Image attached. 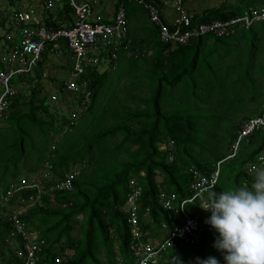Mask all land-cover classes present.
<instances>
[{
  "label": "trees",
  "instance_id": "obj_1",
  "mask_svg": "<svg viewBox=\"0 0 264 264\" xmlns=\"http://www.w3.org/2000/svg\"><path fill=\"white\" fill-rule=\"evenodd\" d=\"M7 1H9L7 8L1 7L0 16H3L4 10L10 13L21 11L23 4L28 2ZM68 1L62 0L63 4L58 6L56 11L43 8V21L48 28H62L63 25L74 23V9ZM120 1L117 0V7ZM184 1L186 0H176L175 3H181L182 6L175 8L181 12L180 16L177 15L179 18L183 14L191 18L190 26H186L184 22L181 24L175 22L176 17L171 19L170 15H167L166 1L146 0L160 9L161 22L171 32L177 28L186 31L198 24L212 23L215 20L226 21L243 15L251 6L261 4L264 8V0L257 2L235 0L234 3L210 7L200 13L190 10L183 13L186 3ZM240 3L244 4L243 7L239 6ZM33 8L39 10L36 4ZM148 21L149 17L145 22L142 21L143 36L138 38L131 34V29L128 27L130 31L128 30L127 36L130 43L126 38L125 43L128 47L125 49L122 46L116 59V68L123 56L133 61L148 63L151 66L150 74L158 83L153 101L142 97L131 98L136 101V111L128 110L117 116V110L109 111V105L101 104L102 93L111 90V86H108L111 74L109 71H102V64L96 66L84 64L85 71L76 78L79 88L70 90L66 82L72 80V72L77 60L65 47L64 39L60 40L63 44L60 59L66 58V61H63L65 64L58 66L54 64L55 76H47L53 82L51 87L56 88V94L51 95V99H49V91L42 94L45 66L51 63L46 52L44 58L34 68V76L22 77L26 78V84H30L29 78H34L37 84L35 89L31 92V88L29 90L28 87L29 91L26 94L22 88H19L20 93L7 98L8 106L0 114V124H2L0 127V264H26L23 250L28 239L41 245L39 264H120V259L122 264H132L135 260V251L132 248L131 207L137 218L135 227L141 231L140 239L135 240L134 244L149 242L154 244L155 238L160 237V243H164L162 232L165 229L171 231L175 224L182 221L178 215L180 212L176 213L174 210L180 211V203L194 195L192 189L194 176L191 168H198L197 170L203 175H209L218 160L227 155L217 158V162H208L190 153L192 150L190 146L195 143V138L192 136L195 133V123L200 119L190 111L178 110L174 113V110L179 106L183 109L204 106L206 102L202 97L203 93L213 97L218 93L217 101L220 97L222 100L219 103L222 105L223 101L228 99L226 93L229 92L230 86L225 84L223 77L233 72L235 78L231 86L232 89L236 87V92L240 81L248 80L247 77L253 81L251 96L252 99H258L260 108L249 116L263 112L264 99L259 100L257 96L258 84L248 71L251 65L249 61L246 62L243 56L237 65L224 63L227 57L224 54L235 56L229 39L240 33L239 29L235 30L236 33L229 32L222 35L209 31L190 39L187 44L174 45L173 42L165 43L166 41L160 40L162 31L160 23L149 21L153 26H147ZM261 22L264 28V20ZM29 26L37 27L39 24L33 23ZM252 28L254 24L249 29ZM246 29L244 27L242 31ZM210 39H212L211 50L206 58L201 60L203 50ZM0 42L3 43H0L3 51L6 47L4 44L11 47V49L7 47L4 52L0 51V72L8 71V58L13 53V47L6 39V34L0 36ZM218 46L221 50L224 49L223 54L217 49ZM150 48H153V54L147 56ZM209 56L210 60L207 61ZM65 69L69 71V78L59 80L57 73ZM184 84L189 86L193 84L192 97L185 93L187 88ZM180 90L182 91L180 102H182L177 104L173 101V111L171 113L165 111L162 108L163 95H167L169 91L174 93ZM1 91L3 93V86ZM87 92L90 93V98L87 107L84 108L86 104L83 105L82 102ZM112 92L114 93V90ZM192 99H195V102ZM48 100L68 104L71 109L83 107V112L75 113L74 116L79 115L76 119L72 114H63L60 125L56 126L54 121L57 117L50 111L51 104ZM241 102L245 104V97ZM98 103L103 106L100 115L107 116L113 112L111 124H99L106 116L102 121H97V124H94L93 120L83 122L89 120L88 117L94 119L96 110L99 109ZM143 103L146 107L141 109ZM54 108L58 109L55 105ZM221 109L225 111L226 107ZM233 117H236L238 122L229 145L235 141L242 122L248 119V116H237V114ZM211 120L209 119L207 123ZM65 128L70 129L65 131ZM82 128L85 131L79 134ZM57 135L59 137L56 139ZM119 136L118 142L111 141L112 138ZM247 141L242 143L240 155L230 159L229 165L225 166L228 160L222 163L219 182L213 189L217 193L242 186L241 182L244 179H254L247 173V166L249 163L253 164L264 152V131L258 130ZM162 145H167L166 149H160ZM34 151L37 152V162L32 158ZM170 155L173 156L172 161H169ZM28 160H32L29 165H27ZM22 161L31 172L39 171V173L33 176L20 175L17 167ZM41 165L43 168H40ZM159 173L163 175V181L157 179ZM71 175H74L71 187L59 189L58 184L68 181ZM37 176L40 179H37ZM23 179L28 181L31 187L22 188ZM34 179L36 180L33 181ZM133 179L135 181H132ZM137 190L140 195L137 205L133 206L129 198ZM10 191H13L11 196H9ZM172 193L178 197L175 201L177 209L167 210L163 207L161 196ZM30 196L35 198V205L29 207L30 210L26 215H18L27 232L26 238L24 231L18 230L11 209L14 203L20 204V197L29 199ZM203 201H206V193L192 202H187L185 209L190 216L205 222L211 213L200 207ZM181 213L180 215H183ZM80 215L82 218H79ZM205 234L211 235L206 238ZM217 237L218 233L215 229L205 223L204 235L198 242L190 244L185 240H176L165 250L161 249L156 258L167 254L166 261L158 259L161 264H178L176 257L181 264H196L198 257L206 259L212 256L217 258L219 264H226L222 253L213 247ZM11 239L12 245H10Z\"/></svg>",
  "mask_w": 264,
  "mask_h": 264
},
{
  "label": "built area",
  "instance_id": "obj_2",
  "mask_svg": "<svg viewBox=\"0 0 264 264\" xmlns=\"http://www.w3.org/2000/svg\"><path fill=\"white\" fill-rule=\"evenodd\" d=\"M95 1L96 0H69V4L74 9L75 21L63 28H48L45 21H43V16L38 14V10H35L32 6L30 7L27 3L23 4L22 11H15L12 13H9L6 10L3 11V18H7L10 21L8 26L10 31H6L5 33L6 39L10 43H13L17 35L19 36L20 43H16L12 46L13 53H11L8 58V64L12 66V68L8 71L0 72V85L4 87V91L0 95V114L3 113L8 106L7 98H11L20 93L18 87L10 86L12 76L24 72L32 73L34 68L44 58L46 52L50 55L54 54L60 57L63 51V44L60 40L64 39L66 41L65 47L73 53L74 58L76 57L77 60L74 71L72 72V80L66 82V85L70 90H77L79 88L76 78L80 77L85 71L84 64L85 66H96L104 63L114 68L116 67V59L119 55L120 48L123 46L127 49L128 47L125 43L126 38L130 43V39L127 36L129 30V18L127 15L126 1L131 0H121L119 2L115 18L111 23H105L99 19H92V2ZM43 2L45 7L51 9H56L63 4L62 0H43ZM137 2L148 7L151 12L152 20L160 23L162 27V40L179 44H186L191 38L200 36L209 31H213L219 35L229 33L239 24L251 26L255 20L264 18V11H253L252 13L246 12L242 16H236L235 18L226 21L215 20L212 23L198 24L186 31L177 28L171 32L165 24H162L161 16L154 3H148L146 0H137ZM174 21L180 24L184 22L186 26H190L192 23L191 18L187 17L185 14ZM33 23H38L39 26L30 27L29 25ZM104 55L110 57L106 58ZM104 60H106V62ZM89 98L90 93L87 92L85 94V99L82 102L83 105L89 101ZM78 116L79 115H77L75 119L78 118ZM260 129H264V110L261 114L249 118L241 125L237 132V137L229 149V153L225 158L216 163L212 173L209 175H203L199 170H191L195 178V181L192 183L194 195L181 202V211L185 219L183 223H177L173 226V229L168 232L164 243H160L156 240L154 244L151 242L138 245L134 244L135 240L140 239L141 231H139V228L135 227L137 224V218L131 207L132 218L130 221L133 226L132 248L135 251V260L132 264H142L145 260L147 261V264H157L158 258H156V255L160 254L161 249H166L176 240H185L186 243L190 244L199 241L205 232V222L190 216L185 210V204L194 201L197 197L206 193V189L209 185H215L216 187L221 175L222 163L237 157L240 153L242 143L247 141L252 134ZM170 159H173L172 155H170ZM261 164H264L263 157H261L256 164H252L250 168ZM73 178L74 175H71L68 181L58 184L57 187L59 189L70 188L71 180ZM35 180L36 179L33 181ZM21 185L22 188L31 187L29 182L25 179L22 180ZM11 195H13V191L9 192V196ZM139 195L140 192L137 190L130 196L129 201L132 202L133 206L137 205ZM177 198L178 197L175 193L170 195L163 194L161 196V202L166 209H173L174 202ZM32 200H35L32 196H30L29 199L21 197L20 205H18L12 212V218L16 221L18 230L20 232L24 231L26 238L28 237L27 232L24 230L23 224L19 220L20 217H18V215H25L24 212L25 210L27 211L28 208L26 207V203L29 204ZM205 202L206 201L202 202V204ZM24 247L23 254L26 257V264H39L40 252L42 250L41 245L28 239Z\"/></svg>",
  "mask_w": 264,
  "mask_h": 264
},
{
  "label": "rangeland",
  "instance_id": "obj_3",
  "mask_svg": "<svg viewBox=\"0 0 264 264\" xmlns=\"http://www.w3.org/2000/svg\"><path fill=\"white\" fill-rule=\"evenodd\" d=\"M0 1L2 2V4L7 2L6 0H0ZM25 1H28V2L30 1L36 4L39 7V9L42 11H43V8H45V4L43 0L42 1L41 0H25ZM163 1H166L167 3L166 4L167 6L165 8L167 15H170L171 19L175 17L179 18L181 12L177 11L175 7L179 8L180 6H182L181 3L179 4L175 3L176 0H163ZM234 1L235 0H186L184 1L186 2L184 4L185 9H183L182 11L183 13H186L187 10H190L191 12H194V13H200L203 10L208 9L210 7L234 3ZM254 1L257 2V0H254ZM97 2L99 3V0L92 2L93 10ZM112 2L113 0H109L108 1L109 4L108 6H106L105 2H101L100 0V3L105 8L107 7L111 8ZM243 5L244 4L240 3L239 6L243 7ZM0 11H1V5H0ZM147 25L151 26V23L148 21ZM261 25H262V22H256L252 30L251 29H247L246 31L241 30L240 33H238L233 38L229 39L231 47L234 50L235 56L234 55L228 56L227 54H224L225 56H227L224 59V63L231 65V66L234 65L235 63L236 65L240 63L241 58L243 56H245V58L249 61V63H252V65L248 67V71L250 75L253 76L255 80L257 81L258 89L256 93H257L259 100L264 99V29L261 33H258L256 29L257 27H260ZM141 26H142V22H139L138 18H135L133 19V21L129 22V28L131 29V34L132 35L137 34V36L138 35L143 36V29ZM2 33L3 31L0 30V34ZM256 34H259L258 38ZM234 41H238V43L236 44L234 43ZM211 43H212V39H210L207 42L203 50L201 60H204L207 54L210 52ZM4 45L6 46L4 48V51H6L7 47L11 49L9 45L8 46L6 44ZM217 49L221 52V54H223L222 52H224V49L221 50L219 46L217 47ZM0 51H3V49L0 48ZM49 59L51 60L50 64H56L57 66L64 65L65 63L63 61H66V58L63 59V57H61L62 59L61 60L59 56H56L54 54H51L49 56ZM209 60H210V56L207 58V61ZM50 64H47L46 66H49ZM130 64L131 62L127 60L126 58H124L123 56L120 59V64H119V68L117 71H115V69H111L110 67H107L105 70H102L103 72L109 71L110 73L112 71V74H111V77L109 78L110 82L108 84V86H111V90L109 89L107 90L108 92L102 93L101 104H103V106L104 104L109 105L108 107L109 111L117 110L116 111L117 116L126 113L128 110H131L133 112L137 110L136 108L137 105L135 103L136 101L131 99L132 96L136 95V97H142L145 99V98H148L150 94V97H152L153 99L156 95L155 93H153V95L151 96L153 89L156 88L157 86V81L153 79V76L151 77V79H147L146 76L148 72H146V70L148 68V65L145 63V64H142V67H140L141 66L140 65L138 69H136L135 65L130 66ZM67 69L57 73L59 80H65L69 78V71ZM46 72H49V74L52 73L51 68L50 67L46 68ZM26 75H32V73L24 72V73H20V74H16L12 76L10 86L22 88L23 92L26 94L31 88V92H32L35 89V86L37 85L35 83L36 80L34 78H29L30 84H26L25 83L26 78H22ZM136 77H140L139 80L135 81ZM154 78H157V77L154 76ZM233 78H235L233 72H230L228 75L223 77V79H225V84L227 83V85H230V86L228 90L229 92L226 93V97L228 99L224 100L222 105L219 103V101L222 100L220 97H219V101H217L218 93H215V97L211 95L210 98L207 93H203L202 97L204 98L206 103L204 106L203 105L200 106L202 108L198 106H194L193 108H190V109H188L187 107H186L187 109H183L181 106H179L178 109L174 110V113L178 112V110L179 111L187 110V111H190L192 114H195L196 116L199 117L200 120L196 121L195 123L196 124L195 133L192 134L193 138H195V143L193 144V146H190L192 149L190 153L194 154L195 157L202 159L204 161L214 162L216 161L217 158H219L220 156L226 155L227 152L229 151L232 145V144L229 145V142L232 139V135L235 134V126L238 122L236 117H233L234 114H237V116L250 117L249 115H251L253 111L254 112L258 111L260 108L258 99H252L253 97L251 96V89L254 87V85L252 84L253 81H250L249 77H247L248 80H244L243 82L240 81L237 86L238 92H236L235 91L236 87L232 89V86H231V82L233 81ZM15 80L17 82H15ZM42 82L44 83V90L42 91V94L47 93L49 91L50 93L49 99H51L52 98L51 95L56 94L55 93L56 88L51 87L52 86L51 84H53V82L48 80L47 78H44ZM184 86H186L187 88V90H185V93H187L189 97H192L193 95L192 93L194 92L193 84H191L190 86L188 84H184ZM28 87H29V90H28ZM1 89H2V85H0V95L2 93ZM113 90H114V93L112 92ZM181 96H182L181 90L177 95H175V97L167 96L164 94L163 99H162V108L165 111L171 113L173 111L172 106L174 105L172 102L174 101L177 104L178 102L181 103L182 102V101L180 102L182 98ZM243 97H245V104L241 102ZM192 100L195 102V99H192ZM48 102L51 104L50 111L54 113L55 116L57 117V120L54 121L56 126L60 125L61 123L60 118H62L63 114H72L73 117H76L74 116V114L81 113V109L83 110V108L81 107H77L76 109L73 107L71 109L68 107V104L57 103L55 100L54 102L48 100ZM98 104H99L98 105L99 109L96 110L97 113L95 114L94 119L92 117L91 118L88 117L89 120H85L83 122H89L90 120L91 121L93 120L92 122H95L94 124H97V121H102V119L106 115H100V113L103 112V108H102L103 106H101L100 103ZM54 105L59 110L58 109L56 110L54 108ZM233 106H235L236 108L235 113L232 111ZM145 107H146V104L144 103L141 104L140 106L141 109H144ZM221 107H226L225 111H223ZM111 116H113V112L108 114L105 120L99 124H102V125L111 124V122L113 121V118ZM209 119H212V120L210 121V123H207ZM1 126L2 124H0V127ZM69 129L70 128H65V131ZM82 131H85V129L82 128L78 133L79 134L84 133ZM58 137L59 135H57L55 138L57 139ZM117 139H120V136L118 138H112L111 141L118 142L119 140ZM170 144L172 145L171 141H170ZM166 147L167 145H162L160 149H166ZM241 149H242V146H241ZM241 151L242 150H240V153ZM36 153H37L36 151L33 152L32 158H33V161L37 162ZM229 161L231 162V160H228L225 166L230 164ZM31 162L32 160H28L27 165H29ZM250 166L251 165L248 164L247 173L252 174V167L250 168ZM41 167L42 165L40 166V168ZM27 169H28V166H24L23 161L17 167V171L20 175L33 176L34 174L39 173V171L31 172V170L29 169L27 170ZM157 179L159 181H163L164 177L161 173H159L157 174ZM132 181H135V179H133ZM53 197L54 196L52 195V199ZM35 203L36 201L32 200L29 204L26 203V207H29V206L33 207L32 205H35ZM26 212L27 211L25 210L24 213ZM79 218H82V215H80ZM156 240L160 242L161 237L159 238V240L155 238V241ZM163 240H165V238H163ZM10 245H12V239L10 241ZM167 258H168L167 254L160 255V258L158 257V259H163L164 261H166ZM157 264H161L159 260L157 261Z\"/></svg>",
  "mask_w": 264,
  "mask_h": 264
},
{
  "label": "clouds",
  "instance_id": "obj_4",
  "mask_svg": "<svg viewBox=\"0 0 264 264\" xmlns=\"http://www.w3.org/2000/svg\"><path fill=\"white\" fill-rule=\"evenodd\" d=\"M253 11L262 12L264 8L251 9L250 13ZM261 20L264 18L254 23ZM102 65L117 69L104 63ZM172 160L169 156V161ZM252 174L254 179L250 186L245 184L217 193L213 190L215 185H209L206 189V202L200 205L203 210L211 213L205 223L218 233L213 247L222 253L226 264H264V164L253 166ZM37 179L40 177L37 176ZM12 207L11 212L17 205L14 203ZM168 232L165 229L162 237L166 239ZM175 259L181 264L177 257ZM142 264H147V261ZM196 264H219V261L212 256L206 259L198 257Z\"/></svg>",
  "mask_w": 264,
  "mask_h": 264
},
{
  "label": "crops",
  "instance_id": "obj_5",
  "mask_svg": "<svg viewBox=\"0 0 264 264\" xmlns=\"http://www.w3.org/2000/svg\"><path fill=\"white\" fill-rule=\"evenodd\" d=\"M7 1V0H6ZM97 1V0H96ZM108 1L109 0H101V2H105V5L106 6H108ZM235 2V1H234ZM9 3V1H7L6 3H3L2 4V2L0 1V5H1V7L2 6H5L6 8H7V4ZM30 7L32 6V7H34V3H32V2H26ZM117 4H118V2H117V0H113V2L111 3V8L110 7H107V8H105L101 3H100V0H99V3L97 2L96 3V5H95V7H94V10H93V14H92V19L93 20H97V19H99V20H101L102 22H105V23H111L113 20H114V18H115V14H116V10H117ZM262 5L261 4H259L258 6H251V7H249V8H247V10L246 11H251V9H257V8H259V9H261V8H263V7H261ZM3 8V7H2ZM126 8H127V14H128V18H129V22H131V21H133V19H135V18H138V20H139V22H142L143 20H144V22H145V20L147 19V17H149V21L152 23L153 22V20H152V18H151V12H150V10L148 9V7H146L144 4H142V3H138L137 2V0H131V1H126ZM156 8L158 9V11H160V9L156 6ZM161 8V7H160ZM12 9V8H11ZM20 10L22 11L23 10V7H21L20 8ZM43 11H44V9H43ZM43 11L42 10H38V14H40L41 16H42V13H43ZM245 11V12H246ZM10 13V12H9ZM160 14V13H159ZM245 14V13H244ZM243 14V15H244ZM161 16V15H160ZM239 16H242V14L241 15H239ZM233 18V17H232ZM232 18H230V19H232ZM227 20H229V19H227ZM262 21V20H261ZM261 21H257V22H261ZM256 23V22H255ZM255 23H253V24H255ZM9 24H10V21L7 19V18H3V16H0V30L1 31H3V33L2 34H0V36H2V35H4L5 33H6V31H9L10 29H9ZM143 24L144 23H142V26L141 27H144L143 26ZM154 24V23H153ZM147 25V24H146ZM148 26V25H147ZM150 26V25H149ZM151 26H153V25H151ZM63 27H66V25H63ZM62 27V28H63ZM247 28V29H249L251 26H246V25H243V24H239V25H237V26H235L234 27V29L232 30V31H230L231 33H236L235 32V30L236 29H239L238 31H241L243 28ZM246 29V30H247ZM253 29V28H252ZM251 29V30H252ZM257 29V32L258 33H261L262 31H263V29L264 28H262V26H260V27H257L256 28ZM257 35V38L259 37V34H256ZM135 38H138V37H141L142 35H138L137 36V34H135V35H133ZM198 37V36H197ZM134 38V39H135ZM194 38V37H193ZM192 39V38H191ZM162 42H165V41H163L162 40V38L160 39ZM135 41H138L137 39H135ZM148 41H150V38H148ZM16 43H20V39H19V36H17L16 35V37H15V41L13 42V43H10L12 46L14 45V44H16ZM165 43H167V42H165ZM234 43H238V41H234ZM174 45H177V44H179V43H173ZM187 44V43H186ZM184 45V44H183ZM175 47V46H174ZM151 50H149L148 51V53H147V56L149 55H152V53H153V48H150ZM244 58H245V56H244ZM127 60H129L130 62H131V64H130V66H136V69H138V67L140 66V67H142V64H145V62H141V61H139V60H137V61H133L132 59H128V58H126ZM149 60V59H148ZM246 62H248V60L245 58L244 59ZM50 64V63H49ZM147 65H148V63H146ZM248 63H246V65H247ZM251 65H252V63H250ZM51 68V71H52V73H50L49 74V72H46L44 75H43V79L44 78H47V76H49V75H52V76H55V73H56V67L54 66V64H50L49 66H45V68ZM8 68V70L9 69H11L12 68V66H8L7 67ZM118 68H119V66H118ZM118 68L117 69H115V71H117L118 70ZM101 69L102 70H105L106 69V66L105 65H103L102 67H101ZM146 72H148V74H147V79H151V74H150V72H151V66L150 65H148V68H147V70H146ZM145 72V73H146ZM110 74H112V71H111V73ZM124 74H126V73H124ZM123 74V75H124ZM122 77V76H121ZM139 78L140 77H136L135 78V81L136 80H139ZM48 79V78H47ZM49 80V79H48ZM132 81V80H131ZM157 86H158V83H157ZM157 86H156V88H157ZM156 88H154L153 89V92H152V94H151V96L153 95V93H155V91H156ZM170 92L171 91H169L168 93H167V96H171V95H174V97H175V95H177L178 94V91L177 92H174V93H172L171 92V94H170ZM156 94V93H155ZM132 97H136V95L135 96H132ZM149 97H150V94H149ZM145 98V99H147V100H149V101H153L154 100V98L152 99V97H150V98ZM210 97V96H209ZM232 111L235 113L236 111H235V106H233L232 107ZM235 115V114H234ZM254 116H256V115H253V116H250V117H248V119L249 118H251V117H254ZM247 119V120H248ZM246 121V120H245ZM244 121V122H245ZM244 122H242V124L244 123ZM241 124V125H242ZM262 131H264V129H262ZM247 145H249V141H247ZM228 153V152H227ZM261 155V156H260ZM257 158H256V160H255V162H253V164L254 163H257L258 162V160L261 158V157H263L264 158V152H262L261 154H260ZM219 161V160H218ZM217 162V161H216ZM250 165H252V163H249ZM192 169H194V170H197L198 168H195V167H192L191 168V170ZM213 172V170L210 172V173H212ZM249 174V173H248ZM194 176V175H193ZM249 176H251V177H253L254 178V176L252 175V174H249ZM194 181H195V178H194ZM243 182H241V185H245V184H247L248 186H250L251 185V183L253 182V180L252 179H244V180H242ZM204 200V199H203ZM18 205H20V204H18ZM17 205V206H18ZM176 205L177 204H175V202H174V209H177L176 208ZM29 210H30V208H27V212L26 213H24L25 215L29 212ZM174 212H176V213H181V209H180V211H178V209L177 210H174ZM180 213L178 214L180 217H181V222L180 223H183V220H184V216L183 215H180ZM182 214V213H181ZM37 233H40V232H38V231H36ZM209 235H211V234H208L207 236H206V234H205V236H206V238H208L209 237ZM24 258H26L25 257V255H24ZM26 262V261H25Z\"/></svg>",
  "mask_w": 264,
  "mask_h": 264
},
{
  "label": "bare ground",
  "instance_id": "obj_6",
  "mask_svg": "<svg viewBox=\"0 0 264 264\" xmlns=\"http://www.w3.org/2000/svg\"><path fill=\"white\" fill-rule=\"evenodd\" d=\"M169 210V209H168Z\"/></svg>",
  "mask_w": 264,
  "mask_h": 264
}]
</instances>
